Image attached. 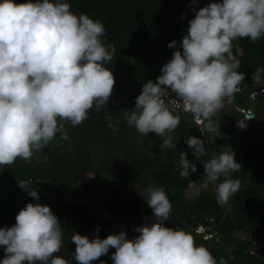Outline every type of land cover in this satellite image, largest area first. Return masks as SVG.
<instances>
[{
  "label": "clouds",
  "instance_id": "1",
  "mask_svg": "<svg viewBox=\"0 0 264 264\" xmlns=\"http://www.w3.org/2000/svg\"><path fill=\"white\" fill-rule=\"evenodd\" d=\"M194 11L179 47L177 41L169 42L175 51L161 75L144 82L134 108L124 110L128 126L145 136L154 132L162 138L161 149L176 147L177 109L193 116L203 138L217 132L212 117L239 91L246 76L239 71L233 41L249 38L255 42L264 37V0H211ZM105 32L103 21L84 12L77 14L70 0H0V167L18 158L31 161L58 133L69 140L67 123L78 126L89 118L91 109L99 111L108 105L116 80L107 67L112 52L103 39ZM252 80L264 84V66L256 67ZM169 89L175 96L166 102ZM237 109L244 114L237 126L246 130L257 113L255 117L248 107ZM108 127L117 130L111 121ZM185 142L197 159L207 156L201 137L189 135ZM207 157L201 160L205 182L215 184L217 203L228 205L241 185L231 173L241 170V164L232 148ZM197 167L187 151L179 153L181 177H190ZM18 183L35 202L18 212L11 227H0V247L5 253L0 264H73V260L92 264L111 248L115 249L113 264H228L226 258L218 261L207 246L197 244L191 231L167 224L172 204L165 188L154 184L140 191L152 217L142 213L130 219L103 212L98 205L90 207L102 217H123L120 226L124 230L101 238L99 227L108 222L102 220L93 238L72 234L76 248L71 259L55 255L64 245V225L50 205L40 203L38 190ZM140 221L146 223L140 225ZM206 229L199 224L196 232Z\"/></svg>",
  "mask_w": 264,
  "mask_h": 264
},
{
  "label": "trees",
  "instance_id": "2",
  "mask_svg": "<svg viewBox=\"0 0 264 264\" xmlns=\"http://www.w3.org/2000/svg\"><path fill=\"white\" fill-rule=\"evenodd\" d=\"M210 2L70 0L72 10L77 14L84 12L103 21L106 28L103 39L106 45H110V50L114 49L112 61L107 67L113 70L116 83L108 105L102 106L99 111L91 109L89 118L78 126L65 125L69 140L62 139L59 144L52 140L31 161L18 158L13 164L0 167V227H11L18 212L27 203L35 202V198L19 186L18 181L25 182L27 188L38 190L40 203L50 205L65 227L64 245L61 252L55 255L71 259L76 248L71 242L72 234L79 232L93 238L102 222V214H96L90 208V202H95L103 212L111 215H127L131 219L147 213L149 218L152 217V209L141 192L128 189L124 184L128 177L133 176L147 185L163 186L172 204L171 219L167 224L172 223V227L181 225L191 231L195 242L207 246L218 261L224 257L228 264H264V243L260 250L250 247L251 235L264 238V136L254 132L262 120L260 113L243 131L238 129L235 120L213 116L217 132L208 134L209 138L205 140L193 116L177 110L180 123L174 130L173 140L182 151L188 152L190 160H197V157L185 142L189 135L205 140L207 156L217 154L226 146L234 150L241 170L231 175L239 178L241 185L231 205L225 206L217 203L216 190L212 187L187 197L185 191L192 181L206 183L205 169L197 165V171L190 177H181L179 159L177 164H173L163 157L160 148L162 138L154 132L147 136L139 133L124 119V110L134 108L143 83L161 75L162 66L172 58L175 49L168 47L169 42L175 40L179 47L190 20L195 16L194 9L198 10ZM233 44V52L241 64L239 71L245 72L246 76L239 91L231 98L244 108L249 106L247 103L252 93L256 94L258 102L264 98V84L257 85L252 80L256 67L264 66V37L255 42L239 38ZM236 45L241 48L240 51ZM127 55L132 56L131 63L125 61L124 56ZM169 92L164 96L166 102L175 96L171 89ZM110 121L116 123L117 130L108 127ZM137 133L140 138L130 140ZM241 133L247 144L237 148L236 142ZM55 139H61L59 133ZM94 146L110 149L104 150L99 161L92 154ZM108 150L112 154L105 152ZM90 173L94 177L88 179ZM175 221L181 224L177 225ZM199 224L206 226V232H196ZM99 229V236L106 238L101 227ZM238 231L245 232L247 239L242 241ZM114 251L111 248L108 252L111 258ZM4 256L0 247V259ZM108 256L102 255L92 264H100V260L113 264V260L109 263ZM73 264L79 262L73 260Z\"/></svg>",
  "mask_w": 264,
  "mask_h": 264
},
{
  "label": "rangeland",
  "instance_id": "3",
  "mask_svg": "<svg viewBox=\"0 0 264 264\" xmlns=\"http://www.w3.org/2000/svg\"><path fill=\"white\" fill-rule=\"evenodd\" d=\"M236 47V49L238 50V51H240V47L238 46V45H236L235 46ZM114 51V49H111V52H113ZM124 59H125V61H127L128 63H131L132 62V60H133V58H132V56H124ZM264 93V92H263ZM172 99V98H171ZM260 102H261V105H262V107L260 106ZM260 102H258V100H257V97L256 96H252V97H250V101L247 103V105H249L248 106V108H250V109H252L253 110V112H254V114H255V117H256V113H260V116H261V122H260V126L259 127H257V128H255L254 129V132L257 134V135H261V136H264V98H261L260 99ZM240 104H238V103H236L235 101H233V99H226L225 100V103H224V107L221 109V110H219L218 112H222V114H220L219 115V113L217 112L216 113V115L214 116V117H221V118H223L222 116H224L225 118L224 119H226V120H231V119H233V121L235 120V122H237V121H239L242 117H243V113H241L238 109H237V107L239 106ZM240 107V106H239ZM247 107V106H246ZM178 111H179V109H177ZM180 114V113H179ZM254 117V118H255ZM248 121H246V125H248ZM238 127V126H237ZM238 129H239V127H238ZM244 129V128H243ZM239 130H241V129H239ZM241 137L239 138V140H237V142H236V147L237 148H239L240 147V145H242V144H247V141L245 140V137L243 136V133H241ZM215 136H213V138H214ZM230 136L228 135L227 136V138H229ZM135 138H140V136H138V133L135 135H132L131 136V138H130V140L131 139H135ZM205 140H208V137L207 138H204ZM53 142L55 143V144H59V143H61L62 142V139H55V140H53ZM173 142L176 144V147L175 148H164V149H162L163 150V157L165 158V159H167L168 161L170 160L173 164H177L178 163V159H179V153L182 151L180 148H179V146H178V144L173 140ZM107 150V149H110L109 147H102V148H98L97 146H94V148H93V151H92V154H93V156L94 157H97L96 159L97 160H99L100 161V157L101 156H103V152H104V150ZM118 150L120 151V148H118ZM224 150H230V148L228 147V146H226V147H222V149L221 150H219L218 152H217V154H215V155H218L221 151H224ZM239 150V149H238ZM105 152H109V153H111V151L110 150H108V151H105ZM112 154V153H111ZM203 159H207L206 157H203V158H200V159H197V160H195L194 158H192L191 160L192 161H194V162H196V164L197 165H199L200 167H202V168H204V165H203V163L201 162V160H203ZM205 169V168H204ZM92 174L90 173V174H88V179H91L92 177H94V175L93 176H91ZM91 176V177H90ZM219 182V181H218ZM217 182V183H218ZM124 184H125V186L129 189H135L136 191H141V192H143L146 188H147V186H149V185H147L146 183H144L142 180H140V179H138V178H136V177H133V176H130V177H128L125 181H124ZM113 186H114V184H113ZM206 187H212L214 190H216V187H215V184L214 183H196V182H191L190 184H189V186H188V188L186 189V191H185V194L187 195V197H192L193 195H195V194H197L198 192H200L202 189H204V188H206ZM110 189H111V187H109ZM233 198H234V195L230 198V201H229V205H231V203H232V201H233ZM146 216V214H143V216H141L140 218H142V217H145ZM104 219V218H103ZM122 219H123V217H120V216H111V218H108L107 220H108V222L107 223H105V225H104V228H102V231L104 232V234H105V237L107 236V235H109V234H111V233H114V229L115 228H118V226H120V224H121V222H122ZM140 220V219H139ZM175 223L178 225V224H181V223H179V222H176L175 221ZM169 226V225H168ZM170 227V226H169ZM174 227H181V225H178V226H176V225H174ZM202 229V231L205 229L204 227H202L201 228ZM129 233V235H128V237H130V233L131 232H128ZM237 235H238V237L242 240V241H244L245 239H247V234L245 233V232H242V231H238V233H237ZM250 239H251V244H250V247L252 248V249H261L262 247H261V245L264 243L263 241H264V238L263 237H261V236H256L255 234L254 235H251L250 236ZM227 248H228V246H227ZM107 254H109V256H110V253H107ZM108 256V258L107 259H109L108 261H109V263H110V261H112V258H111V256L109 257ZM111 264V263H110Z\"/></svg>",
  "mask_w": 264,
  "mask_h": 264
},
{
  "label": "built area",
  "instance_id": "4",
  "mask_svg": "<svg viewBox=\"0 0 264 264\" xmlns=\"http://www.w3.org/2000/svg\"><path fill=\"white\" fill-rule=\"evenodd\" d=\"M246 110H248V109H241V111L244 112V113H245ZM252 119H253V118H252ZM250 120H251V119H250ZM103 218H104V219H103ZM108 218H110L109 215H106V216L102 217L103 222H104V221L107 222V221H108V220H107ZM101 223H102V222H101ZM101 229H102V226H101ZM121 230H124V227H122V226H118V228H115L113 231H114V233H118V232L121 231Z\"/></svg>",
  "mask_w": 264,
  "mask_h": 264
},
{
  "label": "water",
  "instance_id": "5",
  "mask_svg": "<svg viewBox=\"0 0 264 264\" xmlns=\"http://www.w3.org/2000/svg\"><path fill=\"white\" fill-rule=\"evenodd\" d=\"M90 207L93 208V209H94V208H97V204H95V203H91V204H90ZM127 228L130 229V227H127ZM133 233H134V236L137 235V233H136L134 230H133Z\"/></svg>",
  "mask_w": 264,
  "mask_h": 264
},
{
  "label": "flooded vegetation",
  "instance_id": "6",
  "mask_svg": "<svg viewBox=\"0 0 264 264\" xmlns=\"http://www.w3.org/2000/svg\"><path fill=\"white\" fill-rule=\"evenodd\" d=\"M139 216L137 215L136 218H138ZM144 223H146V221H140L139 224L143 225Z\"/></svg>",
  "mask_w": 264,
  "mask_h": 264
}]
</instances>
